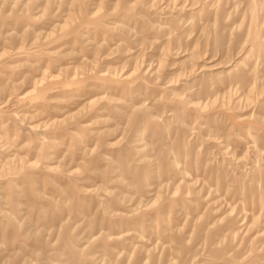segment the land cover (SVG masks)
I'll use <instances>...</instances> for the list:
<instances>
[{
	"label": "rangeland",
	"instance_id": "374dc122",
	"mask_svg": "<svg viewBox=\"0 0 264 264\" xmlns=\"http://www.w3.org/2000/svg\"><path fill=\"white\" fill-rule=\"evenodd\" d=\"M0 264H264V0H0Z\"/></svg>",
	"mask_w": 264,
	"mask_h": 264
}]
</instances>
